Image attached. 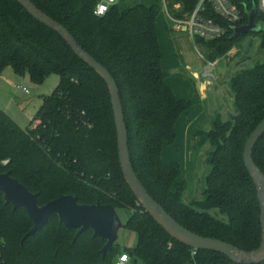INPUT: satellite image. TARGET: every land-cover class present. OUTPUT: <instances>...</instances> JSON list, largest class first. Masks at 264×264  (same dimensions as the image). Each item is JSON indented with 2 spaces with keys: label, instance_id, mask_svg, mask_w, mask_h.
Returning a JSON list of instances; mask_svg holds the SVG:
<instances>
[{
  "label": "trees",
  "instance_id": "1",
  "mask_svg": "<svg viewBox=\"0 0 264 264\" xmlns=\"http://www.w3.org/2000/svg\"><path fill=\"white\" fill-rule=\"evenodd\" d=\"M65 27L79 45L111 73L119 87L129 135L134 171L147 192L179 224L194 234L231 244L245 252L262 242L261 209L256 185L244 163L250 135L264 120V63L234 74L230 90L235 115L226 122L217 116L209 131L194 133L197 150L210 145L209 172L203 198L185 202L187 182L178 162L163 160L165 145L175 146L176 125L193 107L176 96L163 69L158 39L159 1L127 2L95 15L100 0H31ZM246 11L258 0H232ZM200 0H167L174 19L190 17ZM206 16L222 18L208 8ZM256 24L264 26L257 11ZM172 23V22H171ZM242 26V27H243ZM233 30L220 40L204 41L215 61L244 44ZM261 49L264 51V30ZM247 36V35H245ZM11 67L42 84L51 74L61 81L27 129L0 110V172L39 196L41 206L61 196L81 205L127 208L132 216L124 229L137 235V244L115 245L104 259L105 243L91 230L77 240L78 229L62 225L57 216L35 237L25 238L33 222L24 210L6 206L0 194V264H115L127 254L130 264H235L227 257L196 251L172 239L142 206L127 184L119 162L118 134L110 91L105 81L84 63L56 32L36 21L16 0H0V71ZM253 160L264 175V136ZM216 211V214L212 212ZM264 264V263H262Z\"/></svg>",
  "mask_w": 264,
  "mask_h": 264
},
{
  "label": "rangeland",
  "instance_id": "2",
  "mask_svg": "<svg viewBox=\"0 0 264 264\" xmlns=\"http://www.w3.org/2000/svg\"><path fill=\"white\" fill-rule=\"evenodd\" d=\"M157 27L158 39L163 52L162 67L169 74L167 81L179 97H184L193 104L189 115H184L176 125V145L169 146L171 154L173 153L172 158L174 156L175 162L181 165L182 181L187 182L188 188L185 202L190 204L203 198L205 179L209 172L206 161L212 151L210 145L200 151L197 150L198 140L194 137V132L209 131L211 120L219 115L223 122L235 115L230 80L234 74L252 68L258 63H264L262 40L257 35L242 36L244 44L250 41L247 50L244 49V44L240 43L226 55L215 60L217 63L216 80L211 85L206 84L208 86H206L202 102L194 80L196 74H202L205 68V61L199 57L198 50L206 60L210 61L206 45L179 30L176 24L168 20L162 9L157 18ZM262 30H264L263 25ZM60 81L57 74H51L42 84H37L29 75H18L11 67H6L0 71V110L22 129H27L40 110L43 98L52 95ZM24 88L28 90V93H25ZM202 89L204 90V86ZM212 213L216 214V211ZM118 214L126 224L132 216V211L122 208L118 209ZM137 240L135 233L121 229L118 244L122 248L135 246ZM116 260L117 257L114 258V262Z\"/></svg>",
  "mask_w": 264,
  "mask_h": 264
},
{
  "label": "water",
  "instance_id": "3",
  "mask_svg": "<svg viewBox=\"0 0 264 264\" xmlns=\"http://www.w3.org/2000/svg\"><path fill=\"white\" fill-rule=\"evenodd\" d=\"M25 11L36 21L58 33L69 45L72 51L91 69H93L107 84L110 91L112 107L118 134L119 162L124 178L131 191L144 211L161 226L172 239L197 251H211L227 257L235 264H262L264 263V175L257 168L253 153L255 146L264 136V120L257 126L248 138L244 149V163L253 179L261 209L262 242L256 251L245 252L223 241L204 238L187 230L179 224L167 211L147 192L137 177L130 156L129 135L125 114L120 97L119 87L111 73L95 58L88 54L77 42L75 37L65 27L41 11L31 0H16ZM249 17L248 25L237 28L232 39L248 34H258L262 26L256 24L257 7L246 11ZM250 41L244 44L247 50ZM0 194L3 195L6 206L14 210H24L31 221L33 228L27 233L26 239L35 237L43 230L53 216H57L60 223L67 228L78 229L77 240L84 232L91 230L94 238L105 243L102 256L105 259L119 241V233L125 224L121 220L117 209L113 205H81L73 196H61L56 200L41 206L39 196L33 194L24 184L14 179L10 173L0 172Z\"/></svg>",
  "mask_w": 264,
  "mask_h": 264
},
{
  "label": "built area",
  "instance_id": "4",
  "mask_svg": "<svg viewBox=\"0 0 264 264\" xmlns=\"http://www.w3.org/2000/svg\"><path fill=\"white\" fill-rule=\"evenodd\" d=\"M121 0H100L95 9V15L98 17L105 16L108 11L118 5ZM150 2L159 1L162 6V10L169 21L176 24L182 32L187 33L192 39H200L204 41H216L225 37L229 30L235 31V29L242 27L244 20L243 11L232 0H200L193 14L187 19L177 20L174 19L170 13L167 0H146ZM247 1V0H244ZM208 8L218 14L224 23H220L212 18H208L206 13ZM257 11L264 14V0H258ZM199 57L205 61V68L201 75L202 82L211 85L216 80V67L217 63L214 61H208L198 50ZM25 93H28L27 89H23ZM138 206H141L137 202ZM194 250L193 255H196ZM126 255L127 260L121 261L120 257ZM115 264H130V258L127 254H121L118 256Z\"/></svg>",
  "mask_w": 264,
  "mask_h": 264
},
{
  "label": "crops",
  "instance_id": "5",
  "mask_svg": "<svg viewBox=\"0 0 264 264\" xmlns=\"http://www.w3.org/2000/svg\"><path fill=\"white\" fill-rule=\"evenodd\" d=\"M201 75L202 74H196V78H195V80H194V82H195V86H196V88H197V90H198V96L200 97V100L203 102V99H204V97H203V95L205 96V90L207 89V87L206 86H208V85H206V83H204V82H202V81H200L199 79H200V77H201ZM168 82V81H167ZM169 84V83H168ZM169 85H171V84H169ZM203 86H204V90L202 89L203 88ZM171 88H172V86H170ZM173 89V88H172ZM174 90V89H173ZM174 92H175V90H174ZM175 94H176V92H175ZM176 96L178 97V98H180V99H183V100H187L186 98H184V97H179L177 94H176ZM188 115H189V113H188ZM182 118V117H181ZM176 128H177V126H176ZM195 133V132H194ZM169 146L170 145H165L164 146V150H163V160L166 162V163H171V162H175V158H174V156H173V158H172V155H173V153L171 154V152H170V149H169Z\"/></svg>",
  "mask_w": 264,
  "mask_h": 264
},
{
  "label": "clouds",
  "instance_id": "6",
  "mask_svg": "<svg viewBox=\"0 0 264 264\" xmlns=\"http://www.w3.org/2000/svg\"><path fill=\"white\" fill-rule=\"evenodd\" d=\"M128 259V257L126 256V255H122L121 257H120V260L121 261H125V260H127Z\"/></svg>",
  "mask_w": 264,
  "mask_h": 264
}]
</instances>
